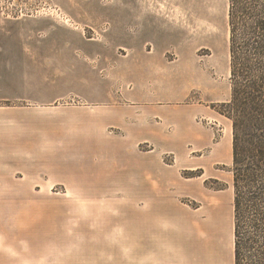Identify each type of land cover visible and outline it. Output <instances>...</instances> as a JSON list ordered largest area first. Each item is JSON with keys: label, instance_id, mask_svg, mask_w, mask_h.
<instances>
[{"label": "rangeland", "instance_id": "374dc122", "mask_svg": "<svg viewBox=\"0 0 264 264\" xmlns=\"http://www.w3.org/2000/svg\"><path fill=\"white\" fill-rule=\"evenodd\" d=\"M0 9L47 27L0 94V264H234L229 0Z\"/></svg>", "mask_w": 264, "mask_h": 264}, {"label": "trees", "instance_id": "16d2710c", "mask_svg": "<svg viewBox=\"0 0 264 264\" xmlns=\"http://www.w3.org/2000/svg\"><path fill=\"white\" fill-rule=\"evenodd\" d=\"M234 264H264V0H229Z\"/></svg>", "mask_w": 264, "mask_h": 264}, {"label": "crops", "instance_id": "0c3cea01", "mask_svg": "<svg viewBox=\"0 0 264 264\" xmlns=\"http://www.w3.org/2000/svg\"><path fill=\"white\" fill-rule=\"evenodd\" d=\"M73 17L77 21L81 19L79 15ZM43 25L44 22H41L39 29L29 22L7 21L0 17V94H5L7 78L9 81L16 78V64L20 72L23 52L35 44L34 36L39 30L47 29ZM156 249L150 250L148 255L145 252V264H176L175 258L168 259L161 250ZM165 259L170 263L165 262Z\"/></svg>", "mask_w": 264, "mask_h": 264}, {"label": "built area", "instance_id": "2783aa9c", "mask_svg": "<svg viewBox=\"0 0 264 264\" xmlns=\"http://www.w3.org/2000/svg\"><path fill=\"white\" fill-rule=\"evenodd\" d=\"M9 1V0H8ZM12 2H14L15 0H11ZM0 2L2 3L3 2V0H0ZM1 10V9H0ZM66 21H67V19H66Z\"/></svg>", "mask_w": 264, "mask_h": 264}]
</instances>
